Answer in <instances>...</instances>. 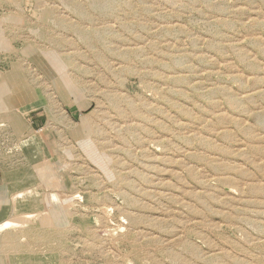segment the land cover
Instances as JSON below:
<instances>
[{
    "label": "rangeland",
    "instance_id": "1",
    "mask_svg": "<svg viewBox=\"0 0 264 264\" xmlns=\"http://www.w3.org/2000/svg\"><path fill=\"white\" fill-rule=\"evenodd\" d=\"M14 66L0 264H264V0H0Z\"/></svg>",
    "mask_w": 264,
    "mask_h": 264
},
{
    "label": "crops",
    "instance_id": "2",
    "mask_svg": "<svg viewBox=\"0 0 264 264\" xmlns=\"http://www.w3.org/2000/svg\"><path fill=\"white\" fill-rule=\"evenodd\" d=\"M8 74L7 78L0 76V110H4L2 108L7 105L6 107L14 113L16 120L20 121L21 125L24 126V130L26 128L31 137L35 136L36 140L42 142L43 145L47 142L50 145L53 144L52 140L55 139L57 131L51 126V114L41 108L40 89L31 88L28 84L25 86L23 77L18 78L19 74L16 66L12 67ZM75 112L69 109L66 110L68 123L71 124L75 120ZM19 130L20 128L17 125L14 131L18 133ZM5 176V171L3 173L0 170V187L5 182Z\"/></svg>",
    "mask_w": 264,
    "mask_h": 264
},
{
    "label": "bare ground",
    "instance_id": "3",
    "mask_svg": "<svg viewBox=\"0 0 264 264\" xmlns=\"http://www.w3.org/2000/svg\"><path fill=\"white\" fill-rule=\"evenodd\" d=\"M232 103V102H231ZM230 103V104H231ZM233 104V103H232ZM257 139V138H256ZM235 171V170H234ZM262 191V190H261ZM197 198V197H196ZM41 202V201H40ZM44 206V205H43ZM43 208V207H42ZM50 208V207H49ZM35 213V212H34ZM50 217V216H49ZM33 221V218H31ZM50 219V218H49ZM6 240L1 241V245H3L2 247H8V246H12L13 248H17L16 246H20V244H17L16 241L12 240L9 237H5Z\"/></svg>",
    "mask_w": 264,
    "mask_h": 264
}]
</instances>
